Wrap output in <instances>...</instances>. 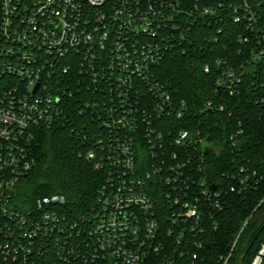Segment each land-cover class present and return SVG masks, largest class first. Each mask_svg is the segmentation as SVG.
<instances>
[{
    "label": "built area",
    "instance_id": "built-area-1",
    "mask_svg": "<svg viewBox=\"0 0 264 264\" xmlns=\"http://www.w3.org/2000/svg\"><path fill=\"white\" fill-rule=\"evenodd\" d=\"M263 2L0 0V264H196L223 196L246 194L259 177L241 166L225 181L205 174L207 143L177 124L185 101L157 69L196 48L201 24L224 35L226 22L245 31L237 52L247 46L264 63ZM216 64L203 70L217 71V88L239 92L243 72ZM58 124L103 174L95 199L73 212L51 193L19 210L14 192L36 162L32 143ZM248 264H264V244Z\"/></svg>",
    "mask_w": 264,
    "mask_h": 264
},
{
    "label": "trees",
    "instance_id": "trees-1",
    "mask_svg": "<svg viewBox=\"0 0 264 264\" xmlns=\"http://www.w3.org/2000/svg\"><path fill=\"white\" fill-rule=\"evenodd\" d=\"M179 1L189 5L194 0ZM258 8L264 24V2ZM225 26L226 33L222 35L201 24L194 29L196 48L172 54L157 69L172 96L185 101L184 118L177 124L199 132L207 143L203 155L205 174L225 181L223 176L236 173L241 166L246 172L255 170L259 177L256 186L246 194L229 191L223 196L222 207L214 217L215 226L199 237L196 264H221V257L229 253L227 264H248L264 244V63L256 64L247 46L237 52V34L245 33L241 25L226 22ZM218 58L226 59L228 67L243 72L239 92L221 91L216 86L217 71L203 70L206 62L215 68ZM220 104L223 109H219ZM239 129L240 136L232 139L238 143L232 146L230 136ZM32 144L36 162L17 184L14 206L27 211L38 198L61 193L66 198L65 208L73 212L88 208L103 174L78 156L81 145L68 126L43 128ZM227 182L232 184V180Z\"/></svg>",
    "mask_w": 264,
    "mask_h": 264
},
{
    "label": "water",
    "instance_id": "water-1",
    "mask_svg": "<svg viewBox=\"0 0 264 264\" xmlns=\"http://www.w3.org/2000/svg\"><path fill=\"white\" fill-rule=\"evenodd\" d=\"M206 152V151H205Z\"/></svg>",
    "mask_w": 264,
    "mask_h": 264
}]
</instances>
